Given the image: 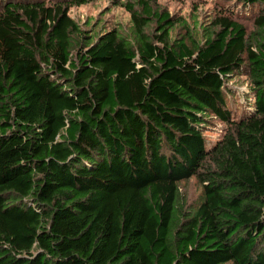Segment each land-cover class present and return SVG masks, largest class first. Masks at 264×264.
Returning a JSON list of instances; mask_svg holds the SVG:
<instances>
[{
  "label": "trees",
  "instance_id": "1",
  "mask_svg": "<svg viewBox=\"0 0 264 264\" xmlns=\"http://www.w3.org/2000/svg\"><path fill=\"white\" fill-rule=\"evenodd\" d=\"M95 1L0 0V264H264V0Z\"/></svg>",
  "mask_w": 264,
  "mask_h": 264
},
{
  "label": "rangeland",
  "instance_id": "2",
  "mask_svg": "<svg viewBox=\"0 0 264 264\" xmlns=\"http://www.w3.org/2000/svg\"><path fill=\"white\" fill-rule=\"evenodd\" d=\"M158 3L175 17L186 20L191 26H195L197 18L200 25L209 24L217 12L222 8L228 10H222V14H229L230 12L236 13L237 10H239L237 7L240 5L237 1L231 2L229 0H158ZM71 15L87 30H89L87 27L88 20L94 22L98 26L100 25L98 29H96L97 32L113 28L128 29L130 24V14L123 7L114 6L111 0H97L87 6L74 8L71 11ZM238 21L245 26L248 32L253 31V20L239 19ZM179 31V33L182 32L181 30ZM176 34H178V32L174 34V37ZM231 86L233 90L242 93L248 92L250 88L248 80L244 77H234L231 81ZM239 100L241 103H244L245 97H240ZM218 132V129L208 130L206 134L211 140H215L219 135ZM182 189L186 193L189 203L197 201L201 196V187L195 179L185 183Z\"/></svg>",
  "mask_w": 264,
  "mask_h": 264
}]
</instances>
